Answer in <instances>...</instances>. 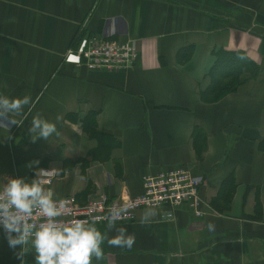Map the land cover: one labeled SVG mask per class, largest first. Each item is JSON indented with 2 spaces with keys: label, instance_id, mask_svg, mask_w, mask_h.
I'll use <instances>...</instances> for the list:
<instances>
[{
  "label": "crops",
  "instance_id": "obj_1",
  "mask_svg": "<svg viewBox=\"0 0 264 264\" xmlns=\"http://www.w3.org/2000/svg\"><path fill=\"white\" fill-rule=\"evenodd\" d=\"M94 34L131 41L134 66L65 64ZM220 50L243 52L258 71L207 103ZM0 94L31 98L20 125L0 123V182L55 168L43 186L84 205L139 196L144 175L172 168L201 179V218L164 207L147 221L139 210L130 223L96 225L103 257L91 264H264V0H0ZM36 115L56 124L48 140L29 132ZM122 227L130 249L107 243ZM25 249L18 257L0 232V264H34Z\"/></svg>",
  "mask_w": 264,
  "mask_h": 264
},
{
  "label": "clouds",
  "instance_id": "obj_2",
  "mask_svg": "<svg viewBox=\"0 0 264 264\" xmlns=\"http://www.w3.org/2000/svg\"><path fill=\"white\" fill-rule=\"evenodd\" d=\"M30 96L9 97L0 94V123L8 119L11 124L20 125L25 119H15L20 116L24 106L29 105ZM6 127V126H5ZM29 132L33 140L42 138L48 140L57 132L56 124L42 116H33ZM32 164H38L33 161ZM54 169L35 168V178L25 180L23 177H12L6 182H0V232L4 234L9 248L19 247L17 256H22L26 249L34 255V264H91L92 258L103 257L101 244L105 234L95 222L78 220L75 222H60L56 218L62 215L65 208L63 201L53 199L52 192L43 186V180L54 174ZM38 210L44 219L37 223L32 218ZM124 211L117 208L109 213L107 226L112 227L116 218ZM154 212L148 210L143 220L147 221ZM209 230L213 225H208ZM126 229H118V234L107 240L109 245L121 248H131L135 242L132 235H126ZM23 260L20 264H23Z\"/></svg>",
  "mask_w": 264,
  "mask_h": 264
},
{
  "label": "built area",
  "instance_id": "obj_3",
  "mask_svg": "<svg viewBox=\"0 0 264 264\" xmlns=\"http://www.w3.org/2000/svg\"><path fill=\"white\" fill-rule=\"evenodd\" d=\"M137 59V52L131 41H119L103 35H86L78 38L75 48H70L64 55L65 64L83 67L88 71L124 72L130 70ZM54 175V174H53ZM49 176L43 184H49ZM202 182L182 167L159 172L156 175L142 177L143 192L141 195L129 198L120 196L109 200L100 194L90 198L84 205L77 203L74 197L54 199L63 201L65 208L62 215L56 218L68 223L78 220L95 222L96 225H107L109 213L117 208L124 211L115 219L113 224H126L135 219L139 210H159L164 207L175 209L187 206L195 217L203 216V202L199 196ZM32 218L37 223L44 218L38 210Z\"/></svg>",
  "mask_w": 264,
  "mask_h": 264
},
{
  "label": "trees",
  "instance_id": "obj_4",
  "mask_svg": "<svg viewBox=\"0 0 264 264\" xmlns=\"http://www.w3.org/2000/svg\"><path fill=\"white\" fill-rule=\"evenodd\" d=\"M72 43L71 46H75L76 41ZM257 71L258 68L243 52L220 50L215 53L214 64L208 73L209 85L200 97L207 103L217 102L223 96L235 92L245 80L255 77ZM90 119L91 116H88L85 120ZM90 137L103 142L105 135L95 131Z\"/></svg>",
  "mask_w": 264,
  "mask_h": 264
}]
</instances>
